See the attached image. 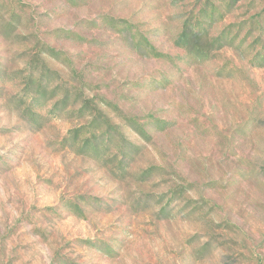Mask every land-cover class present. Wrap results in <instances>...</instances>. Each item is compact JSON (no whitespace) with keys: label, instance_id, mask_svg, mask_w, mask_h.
<instances>
[{"label":"rangeland","instance_id":"1","mask_svg":"<svg viewBox=\"0 0 264 264\" xmlns=\"http://www.w3.org/2000/svg\"><path fill=\"white\" fill-rule=\"evenodd\" d=\"M263 54L264 0H0V264H264Z\"/></svg>","mask_w":264,"mask_h":264},{"label":"trees","instance_id":"2","mask_svg":"<svg viewBox=\"0 0 264 264\" xmlns=\"http://www.w3.org/2000/svg\"><path fill=\"white\" fill-rule=\"evenodd\" d=\"M260 59H261V61L259 62L260 65H264V54H263V56ZM43 68H44V64H43V67H41V70H40V74L41 75L43 73ZM46 88H47V86H45V89ZM38 91L40 92L39 89L37 91L32 90V92H36V93H38ZM41 92H43V91H41ZM51 93H52V91H51ZM58 103H60V102H58ZM123 119L127 123V125H129L130 127H132L139 135H141L145 139H149L150 134H148V132L145 130L144 124L138 122L136 120V118H133V119H135V120H133L130 117L123 116ZM103 122H104L103 125L105 127L104 133H106V131H109L110 129H116V125L115 124H112L111 122H109V120L107 118H105V120H103ZM95 145H96L95 149H96V153H97L98 152V145H97V143Z\"/></svg>","mask_w":264,"mask_h":264}]
</instances>
